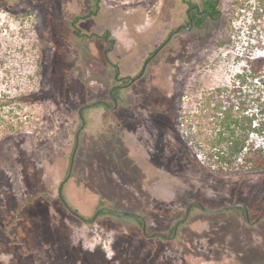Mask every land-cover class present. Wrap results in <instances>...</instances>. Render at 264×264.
<instances>
[{"label": "rangeland", "instance_id": "obj_1", "mask_svg": "<svg viewBox=\"0 0 264 264\" xmlns=\"http://www.w3.org/2000/svg\"><path fill=\"white\" fill-rule=\"evenodd\" d=\"M9 2L11 12L0 8V264H264V172L218 175L185 139L202 96L239 85L247 59L264 58V0H243L234 14L233 0H221V17L203 29L187 28L186 16L203 0ZM108 31L122 78L150 60L117 88L116 110L86 109L70 167L80 108L110 102L127 83L105 58L110 43L93 36ZM243 86L257 96L264 78ZM65 178V202L88 221L113 208L171 236L194 202L217 211L193 208L175 239L146 237L131 217L72 215L59 198Z\"/></svg>", "mask_w": 264, "mask_h": 264}, {"label": "trees", "instance_id": "obj_2", "mask_svg": "<svg viewBox=\"0 0 264 264\" xmlns=\"http://www.w3.org/2000/svg\"><path fill=\"white\" fill-rule=\"evenodd\" d=\"M9 1L0 0V8L11 12ZM220 1L204 0L203 8L207 12L203 15L195 11L192 12L195 27L203 29L210 16L221 17L218 7ZM100 2L101 0H96L98 8ZM244 6L243 0H233L232 14L237 9H243ZM79 20L80 18L75 19L72 25L79 37H86L78 27ZM93 36L110 43L111 46L105 51V58L114 69L115 80L129 82L130 79L121 77L118 64L113 63L109 57L116 43V40L112 39L111 33L108 31L102 36ZM229 41L228 37L220 44L223 46ZM157 52L158 50L151 55V58ZM247 64L244 71L246 73L238 76L242 81L239 85L230 83L231 89L220 87L206 92L200 100L195 121L193 119L185 120V139L188 145L196 156L197 154L202 156V161L210 170L221 176L264 172V90L259 91L256 96V94L245 92L243 88V84L247 82L249 76L252 79L264 78V58H248ZM117 91L118 89L114 90V96ZM16 99L30 100V95L16 97ZM0 105L1 107L6 106L2 102ZM255 106L260 108L258 113L251 112ZM259 139H262V142L258 141ZM193 208L200 207L194 205ZM235 208L241 210L246 217V211L242 206H235ZM104 214L110 213L103 211L101 215ZM136 220L142 225L139 219Z\"/></svg>", "mask_w": 264, "mask_h": 264}, {"label": "flooded vegetation", "instance_id": "obj_3", "mask_svg": "<svg viewBox=\"0 0 264 264\" xmlns=\"http://www.w3.org/2000/svg\"><path fill=\"white\" fill-rule=\"evenodd\" d=\"M203 2H204V0H203ZM218 5H219V4H218ZM193 11L198 12V13H200L201 15H203L205 12H207V11L204 10V8H200L198 5H195V4H192V3L189 4V5H188V8H187L186 16H187L188 21H189L190 24H189V26H188L187 28L195 27L194 22H193V14H192ZM210 19H217V18H214V17L210 16ZM148 60H150V59H148ZM148 63H149V61H146L145 65H144V67H143V71H142L141 74H143V72L145 71V69H146ZM141 74H140V75H141ZM140 75H138V77H139ZM138 77H136L135 79H130L129 82H127L125 85H121V86L114 87V88L110 91V97H111L110 102H109V101H108V102L99 101V102H96V103H94V104H95V105L100 104V105H102L104 108L109 109V110H111V111L116 110V109L118 108V102H117V98L114 96V90L117 89V88H119V87H123V86H129V87H130L133 83H135V81L137 80ZM132 80H134V81L131 83ZM111 92H112V94H111ZM110 103H113V105H111ZM92 106H94V105H93V104H89V105H85V106H83V107H85V109H84V111H83V114H84V112L86 111V109H88V108H90V107H92ZM83 107H82V108H83ZM80 109H81V108H80ZM79 112H80V110H79ZM79 118H80V115H79ZM80 120H81V118H80ZM81 125H82V120H81ZM81 125H80V127H81ZM85 125H86V123L84 124V127H85ZM80 127H79V129H80ZM79 129H78V131H79ZM83 129H84V128H83ZM83 129L81 130V132H80V134H79L78 142H79V138H80V136H81V134H82ZM78 131H77V132H78ZM77 132H76V136H75V145H74V148H73V151H72V154H71V158H70V167H72V165L75 164V160H74V159L76 158V154H77V151H78V147H77L76 152H74L75 147H76V145H77ZM74 157H75V158H74ZM72 161H74V162H72ZM69 169H70V168H69ZM67 175H68V174H67ZM66 177H67V176H66ZM67 181H68V179L65 178V180H64V181L61 183V185H60L59 198L61 199V201H63V203H64L65 206L67 205L66 207L69 209V211L71 212L72 215H74L75 217H78L79 219L83 220V221H84L85 223H87V224L95 223V222L97 221L98 217L101 216V213H102L103 211L106 212V213H110V215H116L115 213H113V212H111V211H109V210H110V209H111L112 211H118V210H115V209H113V208H110V209H104V208H101V209H99V210L96 212V214L94 215V217H93L91 220L88 221L85 217H83L80 213H78L77 210L71 209V208L68 206V204L65 202L64 198L62 199V197H63V187H64V184L67 183ZM60 194H62V197H61ZM197 202H198V201H197ZM194 203H195V202H194ZM194 205H195V204H194ZM193 207H194V206H193ZM193 207H192V209H193ZM187 209H188V208H187ZM192 209H191V210H192ZM207 209H208V208H207ZM99 211H101V212L98 214ZM205 211H206V210H205ZM120 212H128V211H120ZM129 213L133 214L134 216H127V217H131V218H134V219H139V220L141 221V223H142L141 226H142L143 234H144L146 237H152L154 234H156V233H149L148 228H147V224H146V222H145L143 216H141V215H139V214H136V213H132V212H129ZM97 214H98V215H97ZM186 215H187V211H186V214H185L184 219L178 221V222H181V223L179 224V226H178V231H179V227H180V226L182 225V223L185 221ZM116 216H120V215H116ZM94 218H95V219H94ZM187 219H188V218H187ZM187 219H186V220H187ZM178 222H177V223H178ZM177 223L175 224V226H174V228H173V233L171 234V236H167V235H165V234H163V233H159V234L165 235L166 237H165V236H162V235H160V236H153V237H163V238H165V239H170V238L174 235V229H175ZM144 224L146 225V229H147V230H146V234L144 233V228H143ZM178 231H177L176 235H175L172 239H175V238L177 237Z\"/></svg>", "mask_w": 264, "mask_h": 264}, {"label": "water", "instance_id": "obj_4", "mask_svg": "<svg viewBox=\"0 0 264 264\" xmlns=\"http://www.w3.org/2000/svg\"><path fill=\"white\" fill-rule=\"evenodd\" d=\"M133 81H134V80H132L131 83H132ZM111 94H112V92H111ZM93 105H95V104H93ZM84 109H85V107L81 108V109H80V112H79L80 118H81V120H82V125H81L79 131L77 132V145H76V147H75L74 152H76V149H77V147H78V137H79V134H80L81 130L84 128V124H85V123H84V118H83V111H84ZM72 162H73V161H72ZM60 195H61V197H62V194H60ZM62 199H63V197H62ZM194 204L197 205V206H199L201 209L206 210V211H210V212L217 211V210H215V209H207V208H206L201 202H195V203L191 204V205L189 206V208L187 209V215H186L185 220L188 218V216H189V214H190V211H191L192 207L194 206ZM234 206H242V207L245 209V211H246V219H247V221H248L251 225L255 224V222H252V221H251L250 213H249V210L246 208V206H244V205H242V204H240V205H234ZM230 207H231V206H230ZM230 207H228V208H230ZM224 209H225V208H222V209H220V210H224ZM109 211L115 213L116 215H120V216H134L133 214H131V213H129V212H120V211H112V210H109ZM100 212H101V211H99L98 214H99ZM98 214H97V215H98ZM94 219H95V218H94ZM180 223H181V222H178V223H177V225H176V227H175V229H174V235H173L170 239H172V238L176 235V233H177V231H178V226H179ZM143 228H144V233L146 234V230H147V229H146V225H145V224H144ZM160 235H162V234L156 233V234H154L153 236H160ZM153 236H152V237H153ZM162 236H165V235H162ZM165 237H166V236H165Z\"/></svg>", "mask_w": 264, "mask_h": 264}]
</instances>
